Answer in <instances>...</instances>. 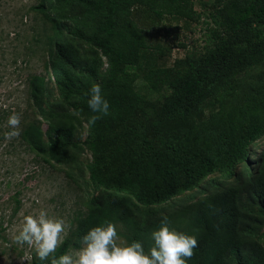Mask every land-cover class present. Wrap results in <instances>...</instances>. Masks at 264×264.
<instances>
[{
    "label": "trees",
    "instance_id": "1",
    "mask_svg": "<svg viewBox=\"0 0 264 264\" xmlns=\"http://www.w3.org/2000/svg\"><path fill=\"white\" fill-rule=\"evenodd\" d=\"M50 2L63 12V17L71 20L73 35L78 40L86 41L96 52L95 56L100 51L108 59L107 72L96 81L92 68L87 72L78 68L89 57L78 42L73 38L57 40L50 66L64 100L75 105L89 121L95 115L88 107L89 91L93 84H99L110 105L108 115L89 125V138L85 141L93 155L88 165L90 178L93 187H100L102 193L91 198L87 214L77 219L75 228L55 255L78 249L87 231L105 221L124 224L130 231L126 235L128 242L139 241L148 252L154 245L152 233L158 230L163 216L142 223L134 212L140 205L153 207L199 187L216 170L222 175L216 184L217 191L164 216L169 217L171 229L194 235L198 240V247L187 264H224L228 249L242 252L249 242L247 231L243 229L246 228L243 217L247 206L242 194L251 188L254 194L258 192L253 188L255 181L264 188V155L252 173L254 178L244 177L246 168L242 172H234V169L247 160L249 145L264 136V100L252 102V110L260 113L250 116L247 130L240 131L238 138L227 125L204 124L201 126L204 139L200 142L193 131L196 125L190 122L182 138L168 146L175 164L164 168L149 155L154 144L147 138L155 130L152 126L166 127L194 119L204 101L215 91L231 88L238 75L258 67L264 57V0H223L212 16L214 26L205 51L188 57L184 67L178 69L156 65V54L163 53V47L136 20L133 8L144 5L161 19H193V0ZM93 60L95 68L97 62L94 57ZM258 80L264 89V74L258 75ZM29 83L31 98L39 111L55 119L49 121L46 132L31 122L22 132L23 140L38 153L46 154L48 161L74 160L70 150H81L83 145L73 139L75 123L58 117L61 114L57 111H47L40 106L45 91L42 76H32ZM140 83L149 85L151 92L143 93ZM137 131H140L139 136ZM157 132L158 140L162 141L164 130ZM191 144L198 149L212 144L217 150L200 158L191 154ZM229 175H236L235 182H226ZM213 180L216 178L209 183ZM201 190H205V186ZM248 258L254 261L252 257H245V263L250 261ZM33 264H48V261L36 256Z\"/></svg>",
    "mask_w": 264,
    "mask_h": 264
},
{
    "label": "rangeland",
    "instance_id": "2",
    "mask_svg": "<svg viewBox=\"0 0 264 264\" xmlns=\"http://www.w3.org/2000/svg\"><path fill=\"white\" fill-rule=\"evenodd\" d=\"M222 1L193 0V19H161L146 6L136 5L133 16L163 47V53L156 54V65L178 69L184 67L188 57L205 51L208 35L214 26L212 16ZM62 13L50 0H0V264H33L36 257L34 249L27 245L21 246L13 240L24 215H36L40 210H45L50 217L63 218L70 225L68 237L75 228L77 219L87 214L91 198L102 193L100 187H93L88 168L93 160L92 152L85 144L89 138L88 120L78 112L75 105L64 100L52 75L50 62L56 52L55 42L62 38H73L80 49L88 54V59L83 60L78 68L83 72L92 68L96 81H100L107 72L108 59L100 51L95 56L96 52L86 41L78 40L73 35L71 20L63 17ZM93 57L97 62L95 68ZM260 60L256 69L238 75L231 88H219L209 96L194 119L174 122L166 127L152 126L151 129L155 130L147 138L154 144L149 153L151 158L159 160L163 168L168 164H175L168 146L182 138L192 121L196 125L192 124L195 127V139L200 142L204 139L201 128L204 124H216L219 127L227 125L235 138L239 137L240 131L247 130L250 116L260 113L252 110L250 105L255 100H264V89L258 80V75L264 74V57ZM34 75L42 76L45 81L40 106L47 111L59 112L61 115L58 117L71 119L76 125L73 139L83 145L81 150H70L74 156L72 161H48L46 154L38 153L22 138L24 128L31 122H35L46 132L49 121L55 119L42 114L31 98L29 79ZM140 86L143 87V93L151 92L146 83H140ZM222 111L224 115H221ZM13 112L18 113L21 118L20 135L18 138L5 140L3 134L11 131L7 120ZM158 129L164 130L161 132L162 141L157 138ZM139 132L137 131L138 136ZM44 139L47 141L46 136ZM192 145L191 154L200 158L216 153L217 150L212 144L205 149ZM263 153L264 136L249 145L247 160L235 168L234 172L246 168L244 177L254 178L252 173L258 168ZM221 177L216 170L199 187L181 193L166 203L153 207L140 205L134 216L144 223L167 215L217 191L219 186L216 184ZM227 177V183L235 182L236 175ZM213 178L216 180L210 184ZM203 186L205 190H201ZM253 188L258 192L255 191L254 194L251 188L242 194L247 206L245 218L243 217L246 228L243 229L247 231L249 242L242 252L240 249H228L224 254V264H264V188L261 189L257 181ZM160 207L163 209H159ZM115 225L120 240L129 243L126 236L130 233L128 228L120 222ZM245 257H252L254 261L248 258L250 261L245 263Z\"/></svg>",
    "mask_w": 264,
    "mask_h": 264
},
{
    "label": "clouds",
    "instance_id": "3",
    "mask_svg": "<svg viewBox=\"0 0 264 264\" xmlns=\"http://www.w3.org/2000/svg\"><path fill=\"white\" fill-rule=\"evenodd\" d=\"M89 97L88 107L95 115L88 123L94 125L109 114L110 105L99 84L91 86ZM20 123V115L13 112L7 120L11 131L3 134L5 140L19 137ZM170 223L169 217H162L158 230L152 233L154 245L148 252L139 241L122 242L116 225L105 221L87 231L78 249H69L57 257L55 253L67 237L70 225L63 218L50 217L45 210H40L36 215L22 217L13 240L34 249L37 258L48 264H187L198 247V240L194 235L171 229Z\"/></svg>",
    "mask_w": 264,
    "mask_h": 264
}]
</instances>
